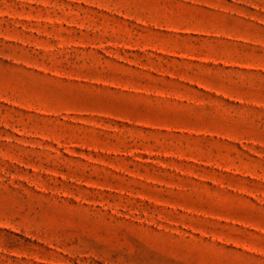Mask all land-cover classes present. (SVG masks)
I'll return each instance as SVG.
<instances>
[{
	"label": "rangeland",
	"instance_id": "rangeland-1",
	"mask_svg": "<svg viewBox=\"0 0 264 264\" xmlns=\"http://www.w3.org/2000/svg\"><path fill=\"white\" fill-rule=\"evenodd\" d=\"M0 264H264V0H0Z\"/></svg>",
	"mask_w": 264,
	"mask_h": 264
}]
</instances>
